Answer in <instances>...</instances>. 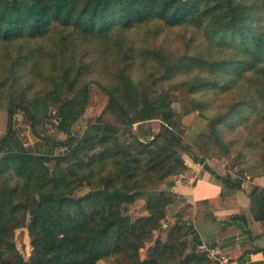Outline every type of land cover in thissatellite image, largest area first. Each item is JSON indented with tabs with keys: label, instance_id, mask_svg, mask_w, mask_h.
Instances as JSON below:
<instances>
[{
	"label": "trees",
	"instance_id": "obj_1",
	"mask_svg": "<svg viewBox=\"0 0 264 264\" xmlns=\"http://www.w3.org/2000/svg\"><path fill=\"white\" fill-rule=\"evenodd\" d=\"M152 20L165 27H198L214 43L208 57L186 55L177 59L175 69L198 64L208 70V76L197 79L192 88L193 93L202 92L196 108L204 115V109L217 108L213 115H205L209 125L201 137L228 149L240 144V155L251 173L246 174L264 176V0H0V41L52 36L62 54L75 38H108L114 30L126 31ZM164 51L155 55L166 61ZM33 60L29 48L19 54L11 72L0 79V97L5 90L20 87L24 64L27 72L28 68L34 72L38 64ZM55 64L60 73L45 98L62 118L60 129L68 137L57 144L68 151L52 158L51 140L35 128L42 101L30 99L28 87L22 89L23 102H11L7 130L0 140V264H97L108 255L118 264H216L200 250L202 241L190 223V212L178 215L167 242L158 240L154 253L141 258L145 241L163 227L166 208L174 201L171 195L150 196L149 214L135 220L124 212V205L136 201L140 190L174 173L158 149L166 135L147 131L142 136L134 130L136 123L158 114L172 121L169 93L150 98L127 64L115 85L99 84L119 123L98 122L75 142L71 128L88 107L90 83L81 81V73L73 74L71 61ZM209 94L211 101L203 98ZM18 109L28 115L33 133L48 146L41 144L37 150L23 143L15 122ZM122 129L128 137L121 136ZM248 151L252 159H246ZM63 161L68 165L63 166ZM208 170L231 188L246 179L245 172L237 178ZM86 187L89 192L77 194ZM231 198L229 194L211 198L205 208H227ZM21 227L30 233L29 259L13 240Z\"/></svg>",
	"mask_w": 264,
	"mask_h": 264
},
{
	"label": "rangeland",
	"instance_id": "obj_2",
	"mask_svg": "<svg viewBox=\"0 0 264 264\" xmlns=\"http://www.w3.org/2000/svg\"><path fill=\"white\" fill-rule=\"evenodd\" d=\"M213 44L207 40L206 32L203 29L192 25L165 27L157 20L135 26L126 31L114 30L108 38L88 40L75 38L73 45L67 50L66 48L63 50L65 53L67 52L64 56L62 55L64 52L60 54L59 50L61 49L57 48V43L52 36L27 42L0 41V79H4L11 72L16 58L28 48L33 51L34 60L32 64H38L32 73L30 68L27 72L26 64H24L25 73L20 79V87L16 91L5 90L0 97V107L8 111L11 102L22 103L23 98L20 91L28 87V97L42 101L37 107L39 122L35 128L43 137L51 140L50 145L49 143L46 144L43 138L41 139L33 133L32 122L23 110L18 109L15 114L16 127L26 146L34 147L37 144L51 146L52 158L66 154L68 151V147L63 148L57 144L65 141L68 137V134L60 129L62 118L58 115L56 108L49 105L48 99L45 98L47 91L54 88V79L60 73V69H57L59 65H52L53 62L57 61L59 64L71 61L73 74L81 73V81L90 83L88 107L80 120L74 123L71 128L75 142L83 137L88 128L98 122L119 123L117 115L109 108V96L99 84L115 85L118 82L120 70L127 64L131 65L130 74L134 81L150 98L153 99L159 93H169L174 111L171 122L162 120L158 114L152 120L134 125V130L142 136L147 131L153 134L164 133L166 135L161 137L158 149L170 161L171 167L174 169L172 175L150 184L147 189L140 190L136 201L124 205V212L129 214L132 220H135L149 214L147 200L150 196L167 194L171 195L174 200L173 204L166 208L163 227L155 230L152 237L145 241L144 248L140 251L143 259L154 253L158 240L164 242L169 240L174 227L171 224L174 210L170 212V209H174L180 199L168 190V185L186 169L187 165L198 163L224 175L233 173L237 178H241L245 171L251 175L243 162L242 155H240L242 148L240 144H235L228 149L222 146L219 141L209 139L206 136L201 137V134L208 130L209 125V119L205 115H213L217 108L204 109V115L202 111L196 108L198 99H202V92L193 93L192 88L197 79L208 76V70L203 71L204 67L198 64H190L182 70L175 69L177 61L186 55L208 57L210 46ZM161 49L165 50L166 61L155 55ZM80 65H84L86 68ZM67 87L65 86L64 89H68ZM65 96L67 97L68 94ZM212 97L213 95L209 94L203 98L211 101ZM120 134L123 137L129 136L125 129H122ZM228 138L230 139V136ZM246 155V159H252L250 151L246 152ZM55 164V160L50 163L51 166ZM61 164L63 166L68 165L64 161ZM244 175L246 179L250 177L246 172ZM89 191L90 189L86 187L78 190L77 194L84 195ZM13 240L19 252L26 259H29L32 253V245L28 228L16 229ZM97 264L118 263L113 256L108 255L100 258Z\"/></svg>",
	"mask_w": 264,
	"mask_h": 264
},
{
	"label": "crops",
	"instance_id": "obj_3",
	"mask_svg": "<svg viewBox=\"0 0 264 264\" xmlns=\"http://www.w3.org/2000/svg\"><path fill=\"white\" fill-rule=\"evenodd\" d=\"M7 124L8 111L0 107V140ZM41 146L34 148L39 150ZM168 190L180 199L170 209L174 210L171 224L175 225L179 214L190 212V223L201 241L217 247L225 256L216 264H264V176L248 177L240 187L231 188L202 165L193 163L176 176ZM226 194L232 195L227 208H205L209 199Z\"/></svg>",
	"mask_w": 264,
	"mask_h": 264
},
{
	"label": "built area",
	"instance_id": "obj_4",
	"mask_svg": "<svg viewBox=\"0 0 264 264\" xmlns=\"http://www.w3.org/2000/svg\"><path fill=\"white\" fill-rule=\"evenodd\" d=\"M232 175L234 174L232 173ZM199 248L200 250L206 252L208 256L216 262H222L225 259V256L219 252L218 248L210 243L202 242Z\"/></svg>",
	"mask_w": 264,
	"mask_h": 264
}]
</instances>
